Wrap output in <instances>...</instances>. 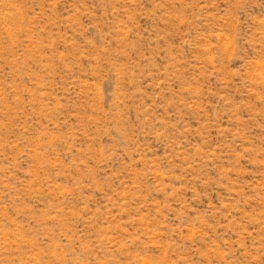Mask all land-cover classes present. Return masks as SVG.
Masks as SVG:
<instances>
[{
	"label": "rangeland",
	"instance_id": "1",
	"mask_svg": "<svg viewBox=\"0 0 264 264\" xmlns=\"http://www.w3.org/2000/svg\"><path fill=\"white\" fill-rule=\"evenodd\" d=\"M0 264H264V0H0Z\"/></svg>",
	"mask_w": 264,
	"mask_h": 264
}]
</instances>
